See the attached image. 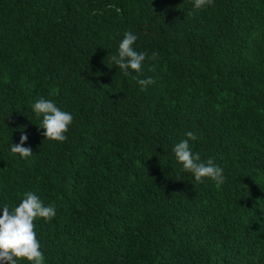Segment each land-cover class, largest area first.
Masks as SVG:
<instances>
[{
  "label": "trees",
  "instance_id": "trees-1",
  "mask_svg": "<svg viewBox=\"0 0 264 264\" xmlns=\"http://www.w3.org/2000/svg\"><path fill=\"white\" fill-rule=\"evenodd\" d=\"M128 31L146 59L126 76ZM40 98L72 114L64 142ZM189 131L223 184L182 170ZM29 191L56 209L34 221L45 264H264V0H0V215Z\"/></svg>",
  "mask_w": 264,
  "mask_h": 264
},
{
  "label": "clouds",
  "instance_id": "clouds-1",
  "mask_svg": "<svg viewBox=\"0 0 264 264\" xmlns=\"http://www.w3.org/2000/svg\"><path fill=\"white\" fill-rule=\"evenodd\" d=\"M193 3L194 8L200 10L213 4L214 0H193ZM136 40L137 36L131 31L125 32L119 44L118 55L111 57V61L126 76L131 72L139 73L146 59V53L134 50L133 45ZM158 55L154 52L150 59L156 60ZM151 70H155L154 65ZM133 79L140 85L141 91H146L149 85L155 83L152 78L139 79L134 76ZM32 107L35 115L42 117L40 127L45 130L43 133L45 139L64 142L67 139L65 133L69 131V126L73 122L72 114L62 111L54 102L44 98L38 99ZM186 135L188 139L182 140L173 148L175 158L182 165V170L193 174L198 183L207 178L218 186L223 184L226 179L223 169L218 167L212 158L201 162L200 155H194L189 147V139L196 140L197 137L191 131ZM27 140V135H22L19 144H11V153L19 154L22 158L33 155L30 147L23 146ZM55 216V207L44 206L40 198L31 191L24 194V198L14 210L10 211L9 207L4 205L0 215V264H18V261L45 264L34 221L43 218L48 222Z\"/></svg>",
  "mask_w": 264,
  "mask_h": 264
}]
</instances>
